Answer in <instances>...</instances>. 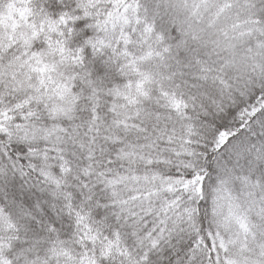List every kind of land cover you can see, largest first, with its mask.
Here are the masks:
<instances>
[{
    "label": "snow or ice",
    "instance_id": "snow-or-ice-1",
    "mask_svg": "<svg viewBox=\"0 0 264 264\" xmlns=\"http://www.w3.org/2000/svg\"><path fill=\"white\" fill-rule=\"evenodd\" d=\"M0 264H264V0H0Z\"/></svg>",
    "mask_w": 264,
    "mask_h": 264
}]
</instances>
